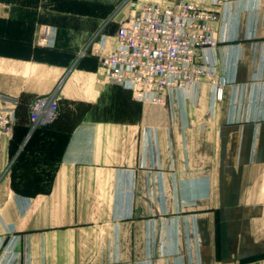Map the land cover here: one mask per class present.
Wrapping results in <instances>:
<instances>
[{"label": "crops", "instance_id": "0c3cea01", "mask_svg": "<svg viewBox=\"0 0 264 264\" xmlns=\"http://www.w3.org/2000/svg\"><path fill=\"white\" fill-rule=\"evenodd\" d=\"M0 0V264H264V0H219L207 51L233 78L141 102L98 51L144 2ZM132 13V12H131ZM61 113L36 126L37 95Z\"/></svg>", "mask_w": 264, "mask_h": 264}, {"label": "built area", "instance_id": "2783aa9c", "mask_svg": "<svg viewBox=\"0 0 264 264\" xmlns=\"http://www.w3.org/2000/svg\"><path fill=\"white\" fill-rule=\"evenodd\" d=\"M211 2L217 4L219 0ZM206 3V0L142 3L134 14L119 23L117 46L107 51L96 50L105 74L141 102H162L167 92L190 89L203 80L214 86L216 99H223L225 86L233 78L219 73L208 56L207 51L219 43L215 23L220 16L218 10ZM19 103L17 97L3 98L0 140L12 133ZM60 112L58 96L37 95L30 103L29 119L36 126H45L54 123Z\"/></svg>", "mask_w": 264, "mask_h": 264}, {"label": "rangeland", "instance_id": "374dc122", "mask_svg": "<svg viewBox=\"0 0 264 264\" xmlns=\"http://www.w3.org/2000/svg\"><path fill=\"white\" fill-rule=\"evenodd\" d=\"M136 11H137V10L131 11L132 13L130 12V15H131V14H134ZM128 16H129V15H128ZM157 103H160V102H157ZM60 113H61V112H60ZM57 119H58V118H57Z\"/></svg>", "mask_w": 264, "mask_h": 264}]
</instances>
